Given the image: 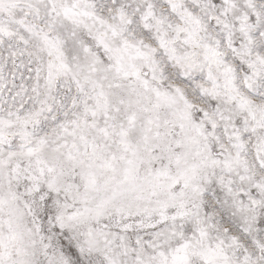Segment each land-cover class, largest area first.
<instances>
[{
	"label": "snow or ice",
	"instance_id": "6c2138e0",
	"mask_svg": "<svg viewBox=\"0 0 264 264\" xmlns=\"http://www.w3.org/2000/svg\"><path fill=\"white\" fill-rule=\"evenodd\" d=\"M0 264H264V0H0Z\"/></svg>",
	"mask_w": 264,
	"mask_h": 264
}]
</instances>
